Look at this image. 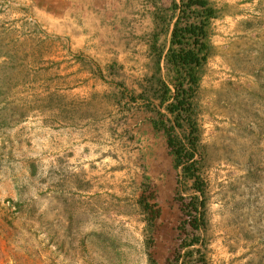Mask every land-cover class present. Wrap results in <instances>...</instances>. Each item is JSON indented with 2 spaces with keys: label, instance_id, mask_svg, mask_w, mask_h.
<instances>
[{
  "label": "rangeland",
  "instance_id": "obj_1",
  "mask_svg": "<svg viewBox=\"0 0 264 264\" xmlns=\"http://www.w3.org/2000/svg\"><path fill=\"white\" fill-rule=\"evenodd\" d=\"M148 2L0 0V264H176L180 171L131 100L155 71ZM210 2L196 99L205 253L264 264V0Z\"/></svg>",
  "mask_w": 264,
  "mask_h": 264
},
{
  "label": "trees",
  "instance_id": "obj_2",
  "mask_svg": "<svg viewBox=\"0 0 264 264\" xmlns=\"http://www.w3.org/2000/svg\"><path fill=\"white\" fill-rule=\"evenodd\" d=\"M153 7L155 31L151 51L155 71L147 86L132 102L142 100L155 114L151 126L164 136L173 167L180 171L176 201L183 215L178 228L180 244L175 253L176 264H208L205 241L207 231L206 186L202 178L201 130L198 125L196 99L203 70L212 55L210 27L218 16L210 0H148ZM170 34V43L160 45V39ZM168 78V79H167ZM190 184L192 193L183 192ZM153 191L142 197L141 206L156 226L160 208ZM152 264H157L150 255ZM172 262V261H171Z\"/></svg>",
  "mask_w": 264,
  "mask_h": 264
}]
</instances>
